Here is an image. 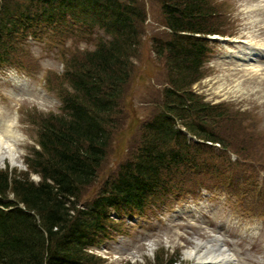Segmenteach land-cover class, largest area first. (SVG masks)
<instances>
[{"label":"trees","instance_id":"1","mask_svg":"<svg viewBox=\"0 0 264 264\" xmlns=\"http://www.w3.org/2000/svg\"><path fill=\"white\" fill-rule=\"evenodd\" d=\"M106 1L110 11L115 4L131 15L117 16L118 42L86 53L82 68L72 60L76 66L66 75L65 112L39 123L42 150L30 159V168L42 180L36 183L29 172L0 171V264H107L88 249L110 236L114 217L142 211L156 200L163 201L167 192L182 189L190 171H203L201 161L206 175L213 178L217 167L213 148L209 150L206 142L236 150L234 142L217 136V127L231 120V111L203 102L190 91L204 76L207 46L197 34L216 28L211 20L215 5L210 0H161L172 37L170 49L156 51L159 59L169 53L168 79L176 89L166 88L162 105L142 123L140 138L130 150L131 160L117 179L105 181L93 199L83 202L84 191L97 181L110 132L118 126L137 54L142 8L138 0H122L125 5L118 0H38L41 7L79 13L87 22L93 16H83L81 8H103ZM18 4L5 6L15 14L14 24L34 11ZM38 16L31 18L37 22ZM183 128L203 142L190 140ZM12 194L16 201L9 199Z\"/></svg>","mask_w":264,"mask_h":264},{"label":"rangeland","instance_id":"2","mask_svg":"<svg viewBox=\"0 0 264 264\" xmlns=\"http://www.w3.org/2000/svg\"><path fill=\"white\" fill-rule=\"evenodd\" d=\"M142 1L147 8L148 19L141 37L140 51L134 63L135 73L131 77L121 101L122 119L118 130L116 129L117 131L114 132L108 160L101 173L102 179L104 173L109 175L118 165L120 157L122 160L126 158L140 138V124L155 112L157 107L162 105L163 91L166 81H168L163 64L156 59L152 51L153 39L166 38L168 34L161 0ZM215 2L217 8L223 12L222 23L224 30L228 33L225 38L230 37V40L242 38L250 42L264 43V0H220ZM245 8L257 10L250 12L247 17L243 14ZM230 45L231 47H245L241 43ZM215 48L217 51L209 68L205 70L206 77L197 89L201 96L205 97V102H223L232 112L240 115L236 119L235 128L237 131L232 133L233 135L230 132L235 138V144L241 142L248 144L245 141L249 139V134L257 133V139L254 141L251 151L258 158L256 168L261 171L257 185L264 190V63L260 66L259 74H250L246 67H242L237 62L226 60V48L223 44L217 41ZM34 50L38 51L39 47L35 45ZM54 68L62 71L61 65L54 66ZM52 73L54 71H51ZM4 78L5 75L1 74L0 103L2 104L1 99L5 102L3 97L14 98V111L19 108L23 109L27 123L33 118L30 107L38 108L40 111L38 116H47L59 111L61 105L56 104L53 98L39 101L32 95L28 99L21 100L7 89L8 83ZM61 83L63 80L57 79V76L53 77L52 86L54 88H59ZM194 91L196 92V88ZM1 95L4 96L1 98ZM37 96L45 98L40 93H37ZM20 118L22 121V114L19 115V120ZM21 129L24 132V140L17 144L20 151L18 164L21 167L12 169L23 172L27 170L25 159L31 144L35 143L36 131L31 129L28 124H24L23 121ZM7 166L9 164L0 167V170ZM32 179L38 182L39 178L33 176ZM203 181L205 184L207 179H199L198 183ZM211 181L210 179L209 182ZM97 188L98 186L93 187L90 192L96 193ZM205 194L210 196L206 192ZM261 195L264 200V193ZM193 198L194 195H189L183 205L175 207L177 208L175 211L170 208L171 211L162 214L160 219L154 218L134 227L132 235L119 236L116 240H111L106 246L108 250L103 249L100 254L108 260L109 264H125L126 262H131V264H159L162 262L163 264L170 258H173L176 264H193L194 260L188 259L185 252L195 248L199 240L205 242L215 238L214 233L206 229V221L202 222L205 225L202 227L200 220L190 217L196 211L208 213L206 210L213 209L214 203L209 201L206 196L197 201H194ZM186 219H190V221ZM259 249L258 253L264 260L263 249L262 251ZM246 264H251V262L248 260Z\"/></svg>","mask_w":264,"mask_h":264},{"label":"bare ground","instance_id":"3","mask_svg":"<svg viewBox=\"0 0 264 264\" xmlns=\"http://www.w3.org/2000/svg\"><path fill=\"white\" fill-rule=\"evenodd\" d=\"M253 10L256 11L257 9ZM253 10L245 8L243 10L244 16L248 17V14ZM244 42L248 45L251 54L241 53L240 55L243 58L257 57L261 54L259 49L264 48V43L250 42L248 40H244ZM229 50L230 55L235 54V56H238V52ZM248 69L255 74H259L261 71L260 66L255 63H250ZM19 140L20 136L16 129V124L0 115V166H5L8 163L12 167L19 166L18 160L20 157L17 147ZM185 253L188 259L195 260V264H230V262H233V258L228 254L221 240L216 238L205 242L199 240L195 248H191V250H187Z\"/></svg>","mask_w":264,"mask_h":264}]
</instances>
